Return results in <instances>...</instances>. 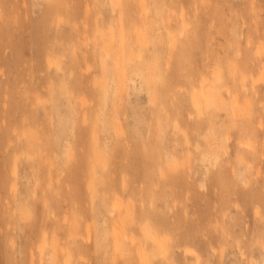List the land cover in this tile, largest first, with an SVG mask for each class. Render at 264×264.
I'll list each match as a JSON object with an SVG mask.
<instances>
[{
  "label": "rangeland",
  "instance_id": "374dc122",
  "mask_svg": "<svg viewBox=\"0 0 264 264\" xmlns=\"http://www.w3.org/2000/svg\"><path fill=\"white\" fill-rule=\"evenodd\" d=\"M143 256L264 264V0H0V264Z\"/></svg>",
  "mask_w": 264,
  "mask_h": 264
},
{
  "label": "bare ground",
  "instance_id": "6f19581e",
  "mask_svg": "<svg viewBox=\"0 0 264 264\" xmlns=\"http://www.w3.org/2000/svg\"><path fill=\"white\" fill-rule=\"evenodd\" d=\"M204 98H205L206 100H208V99L210 98V95L204 93ZM192 105H194V107H196V109L199 108V101H198V97H197L196 94H194V96H193V99H192ZM13 168H14V167H13ZM13 173H15V171H14ZM142 233H143L144 236L148 237L149 240H150L151 242L156 243L157 246H158V249H159V250H163V247L161 246L162 241H161V239H160V236H159L156 232H154V231H152V230H149V229H147L146 227H144V228L142 229ZM132 239L134 240V238H132ZM41 249H42V248H41ZM164 250H165V249H164ZM164 250H163V251H164ZM188 250H189V249H188ZM164 253H165V252H163V254H164ZM147 259H148V258L145 257V256L142 257V260H143L144 262L146 261L145 264H147Z\"/></svg>",
  "mask_w": 264,
  "mask_h": 264
}]
</instances>
